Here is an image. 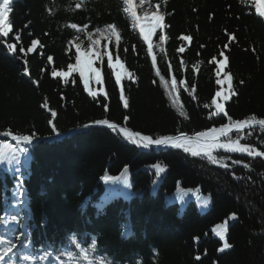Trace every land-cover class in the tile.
<instances>
[{"label":"trees","instance_id":"16d2710c","mask_svg":"<svg viewBox=\"0 0 264 264\" xmlns=\"http://www.w3.org/2000/svg\"><path fill=\"white\" fill-rule=\"evenodd\" d=\"M146 1L165 14L166 40L159 41V29L152 40L155 68L122 0H84L79 9L75 5L80 0H13L12 31L0 36V132L35 131L40 139L31 146V158L21 173L0 163V216L20 217L0 224V236L24 246L15 254L32 257L34 252L57 256L64 249L78 253L69 243L75 233L85 247L95 237L110 264H264V157L217 150L214 155L225 157L229 166L224 168L179 149L138 148L105 128L40 141L50 135L49 119L61 133L109 119L154 137L177 131L192 135L221 126L228 119L213 115L220 85L212 60L224 59L221 51L228 57L221 74L232 76L237 93L225 102L228 116L264 118V17L256 12L254 0ZM71 23L79 28L71 29ZM108 23L116 24L121 41L117 45L114 39L100 40V51L109 46L113 68H108L107 57L93 62L101 70L104 91L91 97L78 72L67 84L53 73L68 71V65L75 64V45L89 47L87 34ZM228 34L235 40L229 42ZM33 39L38 44L27 53ZM8 43L17 45L15 55L7 50ZM116 72L122 77L119 85ZM90 86L101 87L94 82ZM121 88L129 100L127 109L119 100ZM104 104L109 105L107 111ZM51 111L57 113L55 118ZM238 137L264 151L263 129L231 135ZM236 159L241 164H233ZM157 163L166 168L160 176L153 167ZM125 166L130 187L101 179L106 172L120 176ZM21 174L23 203L17 204L13 188ZM202 196L209 199L206 209L199 208ZM219 225L225 227L224 242L213 232ZM225 242L231 247L219 251ZM99 260L94 251L92 261Z\"/></svg>","mask_w":264,"mask_h":264},{"label":"snow or ice","instance_id":"6c2138e0","mask_svg":"<svg viewBox=\"0 0 264 264\" xmlns=\"http://www.w3.org/2000/svg\"><path fill=\"white\" fill-rule=\"evenodd\" d=\"M84 0H80V2L76 3L75 7L77 9L82 7ZM256 12L260 17H264V4L261 3V0H254ZM13 0H0V36L8 37L9 33L12 31V25L9 22L10 13L13 11L12 8ZM123 4L126 6L124 11L130 14L135 27L139 28V35L142 38L143 42L147 45V52L149 56H152V66L156 67V57L153 56V43L152 36L153 33L156 32L157 29L160 30L159 33V41L163 43L166 40V36L164 35V29L166 25L164 24L165 14L163 12L154 13L148 24H144L143 21L149 20L146 16L138 15L136 12V8L133 6V0H123ZM159 7V5H157ZM28 25H25L27 27ZM71 29H78L79 26L76 23L70 24ZM84 28H87L88 25H84ZM147 28V31H146ZM96 32L108 39L109 41L115 40L117 45L121 41V35L117 31V26L115 23H108L104 26V28H97ZM19 39V37H17ZM91 39V36H89ZM184 40L190 39L188 36L183 37ZM229 42L235 40V37L232 34H228ZM99 40H92L91 44L88 47L87 51H81V45L77 43L75 45L76 54H75V64L68 65V71L66 72H54V76H60L65 78V83L67 84L68 77L73 72L79 73V79L83 83L84 90L91 97H97L103 89V81L101 78V70L98 67H93L94 61L103 60L104 57H107V66L109 69L113 68V55L108 51V45H104V50L100 51L96 49V45L99 44ZM38 41L33 39L31 41V46H29L26 51L27 53H32L36 48ZM229 44H225L224 48H229ZM17 45L14 43L7 44V50L13 55L16 54ZM21 53L25 52L23 47L19 48ZM163 51V49H161ZM179 51L183 52L184 50L181 48ZM219 56L224 57V59H218L216 56L212 57V60L215 61V73L216 76L219 77L222 71L225 69V66L228 62V57L225 56L224 52L221 51ZM49 60L52 59L51 56L48 57ZM82 60L85 62L87 67V75L85 72V66H82ZM117 63H119V58L117 57ZM23 72L25 75L29 74V68L25 65ZM159 75V72H157ZM225 79L229 82V86L226 92L222 93L221 91H217L215 97L213 98V104L215 106L216 114H224L227 116L228 122L224 123L220 127H210L204 131H197L192 135L187 134L184 131H177L173 134H164L158 136H152L147 134H142L140 131H133L126 126H121L120 124L113 122L109 119H96L91 121L85 125L84 128L93 127V126H102L106 127L109 130H112L115 133H118L125 141L129 142L132 145H135L138 148L149 149L150 147H161V148H172L182 150L183 153L190 154L192 157H206L207 161L211 165H220L224 168H228L229 166L224 163L225 157H218L214 155V152L217 150H224L226 153H239L246 154L248 157H264V151H260L257 147L248 144L241 143V139L243 137H238L237 139H232L230 133L235 130L237 133L242 132L245 129H251L256 126H260L264 129V118H257L255 115H251L245 119H236L233 120L231 116H228L225 111V102L229 101L230 98L237 93L234 91L233 85L231 84L232 76L228 73H225ZM128 80H132L133 76L128 74ZM121 74L120 72H116L115 81L116 84L119 85L121 83ZM99 84L101 87L97 90L90 86L91 83ZM35 83V81H33ZM180 84H184L185 81L181 80ZM224 80L217 79L216 84H223ZM244 81L241 80L240 84H243ZM193 89H195V85L193 84ZM176 90L175 81L172 84V92ZM172 102H176V97H171ZM119 100L122 102V106L124 109L129 108V100L127 99L124 89L121 88ZM47 108L48 105L45 103L42 105ZM103 107L107 111L109 108L108 104H104ZM183 115V113H181ZM57 113L55 111H51V117L55 118ZM125 121H128L130 118L128 116H124ZM48 124L50 126V137L60 136L61 132L58 130L57 126L54 123V119H49ZM0 163H5L14 166V173H21V167L27 168L29 160L31 158V146L40 139L38 134L33 131L31 134H22V133H14L11 130H5L0 132ZM7 138H10V141H14V144L11 143ZM232 163L235 165L241 164V160H232ZM155 168V172L157 176H160L162 173L166 171V168L161 166L159 163L153 165ZM245 169L249 168V165L245 163L243 165ZM128 172V167L125 166L121 172L120 176L113 177L109 175L107 172L101 179L108 182L122 181L125 188L130 187L129 181L126 177V173ZM17 183L13 188V198L16 200L17 204H22L23 200V176L18 175L16 177ZM153 183H157L153 181ZM205 205L209 203L207 199L203 202ZM20 219L19 215H11V216H0V224L8 225L12 222H17ZM232 219H236L235 214H233ZM218 235H220L221 239H224L223 230H221ZM69 243L78 250V253H74L72 251H68L65 249L66 254V264H93L92 256L93 252L97 249L98 243L95 237L91 239V242L85 247L81 242L80 237L73 233L71 237H69ZM0 244H3V247H0V262H5V264H14L13 259L9 254L13 253V250L16 249L17 245L10 242H5L3 237L0 236ZM227 242L224 243L223 248L219 249V251H223L224 249L230 248ZM50 253H45L42 259L47 258ZM200 257L197 256L196 259ZM24 260H32L33 257L30 255H25L23 257ZM62 264H65V261H62ZM98 264H110V262H106L104 259H100ZM137 264H142V261H137Z\"/></svg>","mask_w":264,"mask_h":264},{"label":"rangeland","instance_id":"374dc122","mask_svg":"<svg viewBox=\"0 0 264 264\" xmlns=\"http://www.w3.org/2000/svg\"><path fill=\"white\" fill-rule=\"evenodd\" d=\"M141 1H142L143 4H145V1H143V0H141ZM133 3H134V5H135V7H137V6L140 5L139 3L134 2V1H133ZM150 18H151V17H150ZM150 18H149V20H145V21H143V23H144V24H148L149 21H150ZM89 36H91V39H89ZM102 38H104V37L100 36L97 32H94V33L88 34V42H89V45L91 44L92 40H99V41H100ZM99 45H100V44H97V45L95 46L96 49H98V50H99ZM87 50H88V47L83 48L81 51L84 52V51H87ZM82 66H85V72L87 73V67H86V64H85V62H84L83 60H82ZM219 79L224 80V83H223V84H220V88H219V89H220L219 91H221L222 93H224V92H226L227 89H228V85H229V84H228V81L225 79V76H224L223 74H221V75L219 76ZM205 199H207V200L209 201L208 197H206V196H202V198L199 199V201H198V202L200 203V208H202V209H206V208L208 207V205H209V203H208L207 205H205V204L203 203ZM221 230H223L224 239H225V227H223L222 225H219L218 227H215V228L213 229V232H214V234H215L216 236H218L219 238H221L220 235H218V233H219ZM224 239H222L223 242H224ZM221 248H223V247H221Z\"/></svg>","mask_w":264,"mask_h":264},{"label":"bare ground","instance_id":"6f19581e","mask_svg":"<svg viewBox=\"0 0 264 264\" xmlns=\"http://www.w3.org/2000/svg\"><path fill=\"white\" fill-rule=\"evenodd\" d=\"M150 15H152V14H150ZM146 31H147V28H146Z\"/></svg>","mask_w":264,"mask_h":264}]
</instances>
